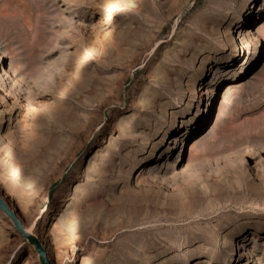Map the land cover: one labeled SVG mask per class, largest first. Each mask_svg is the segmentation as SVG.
<instances>
[{"label":"rangeland","instance_id":"rangeland-1","mask_svg":"<svg viewBox=\"0 0 264 264\" xmlns=\"http://www.w3.org/2000/svg\"><path fill=\"white\" fill-rule=\"evenodd\" d=\"M0 2V195L52 264H264V0ZM0 264H41L1 210Z\"/></svg>","mask_w":264,"mask_h":264},{"label":"bare ground","instance_id":"bare-ground-1","mask_svg":"<svg viewBox=\"0 0 264 264\" xmlns=\"http://www.w3.org/2000/svg\"><path fill=\"white\" fill-rule=\"evenodd\" d=\"M42 2H50L53 6L57 5L60 3L61 0H40ZM1 3V2H0ZM32 5L33 3L32 2H26L25 4L19 6V7H9L8 5L6 6H2V10H7V15L10 16L11 18H15V19H22L25 17V13L28 11V10H31L32 9ZM132 6V5H131ZM128 7H126L124 4L116 1L115 3H113V5H111L109 7V10H108V16L109 18H112L113 16H118L121 12H124L125 10H127ZM133 10V9H132ZM136 11L134 9L133 11V14H135ZM131 16V15H128V17ZM102 62V57L93 52V51H87L86 53H84V55L81 57V60H80V68H85L86 66L88 65H94L96 66L98 63H101ZM2 83V82H1ZM0 83V92L2 93H5L6 94V97L7 98H11V95L10 93L7 91V89H5V86L3 84ZM143 103V102H141ZM145 103V102H144ZM12 112L11 111H8L5 106H0V119L6 117V116H9L11 115ZM46 116V113L45 112H40V113H35V117H34V120H39L40 118H43ZM9 122H12V120L10 119ZM212 133H208L206 137L208 136H211ZM213 139L211 140V144L216 146L218 148V150L220 152H227V151H231V150H234L236 149L237 147H240L242 146L244 143H237L234 144L235 142H231V141H227L225 139V137H219V136H216V135H213L212 136ZM204 139V138H203ZM175 140V139H174ZM199 141H196L195 143H198ZM223 143H226V145L223 147L222 144ZM194 146L192 145L191 147V150H193ZM217 150V151H218ZM221 154V153H220ZM103 157L105 155H102ZM97 167L94 165V164H89L88 167L86 168V174L88 176V181H90V175H96V172H97ZM73 198V197H72ZM73 200V199H72ZM7 202V201H6ZM16 212H18L15 208H13ZM29 233H31V230L29 229H26ZM32 234V233H31ZM34 235V234H33ZM35 236V235H34ZM48 252V251H47Z\"/></svg>","mask_w":264,"mask_h":264},{"label":"water","instance_id":"water-1","mask_svg":"<svg viewBox=\"0 0 264 264\" xmlns=\"http://www.w3.org/2000/svg\"><path fill=\"white\" fill-rule=\"evenodd\" d=\"M0 210L11 220L14 228L24 237V239L35 248L41 264H52L47 249L44 247L40 239L26 230L24 224L18 216V213L6 202V200L1 195Z\"/></svg>","mask_w":264,"mask_h":264}]
</instances>
